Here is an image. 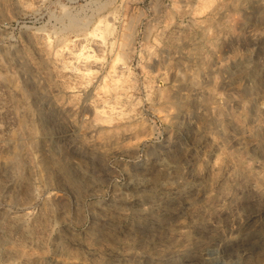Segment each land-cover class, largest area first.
Instances as JSON below:
<instances>
[{
    "label": "rangeland",
    "instance_id": "1",
    "mask_svg": "<svg viewBox=\"0 0 264 264\" xmlns=\"http://www.w3.org/2000/svg\"><path fill=\"white\" fill-rule=\"evenodd\" d=\"M0 264H264V0H0Z\"/></svg>",
    "mask_w": 264,
    "mask_h": 264
},
{
    "label": "bare ground",
    "instance_id": "2",
    "mask_svg": "<svg viewBox=\"0 0 264 264\" xmlns=\"http://www.w3.org/2000/svg\"><path fill=\"white\" fill-rule=\"evenodd\" d=\"M70 23H76V21H69Z\"/></svg>",
    "mask_w": 264,
    "mask_h": 264
}]
</instances>
